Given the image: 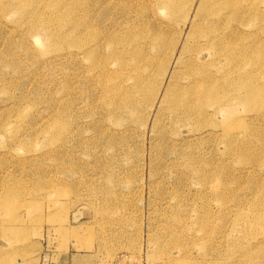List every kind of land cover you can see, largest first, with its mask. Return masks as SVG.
I'll return each mask as SVG.
<instances>
[{"label":"rangeland","instance_id":"1","mask_svg":"<svg viewBox=\"0 0 264 264\" xmlns=\"http://www.w3.org/2000/svg\"><path fill=\"white\" fill-rule=\"evenodd\" d=\"M235 3L0 0V264H264V0Z\"/></svg>","mask_w":264,"mask_h":264},{"label":"bare ground","instance_id":"2","mask_svg":"<svg viewBox=\"0 0 264 264\" xmlns=\"http://www.w3.org/2000/svg\"><path fill=\"white\" fill-rule=\"evenodd\" d=\"M223 2H224V4L227 6V7H230V8H235L236 6H238V4H236L235 3V0H223ZM176 2L175 1H170V2H168V6H171V5H173V4H175ZM167 5V4H166ZM239 9H241V8H239ZM237 17V16H236ZM31 22H36L35 21V19H31L30 20ZM231 32H232V29H228L227 30V34H231ZM229 37L230 38H232L233 37V35H229ZM98 43L96 42V43H94V45H97ZM89 48H90V46H88V47H86V48H84L83 49V52H85V53H87V54H90V51L91 50H89ZM247 92V91H246ZM256 94H254V93H246L244 96H245V98H249V97H253V96H255ZM159 97V94L158 95H156V98H158ZM166 100H168V91L166 92V94L164 95V97H163V101L165 102ZM246 129V128H245ZM245 134V133H247V130H243V129H241V130H238V131H230V133H226V135H227V137L228 138H232V136H234V137H237V138H239V137H241L242 135H240V134ZM233 150V149H232ZM194 160L195 159H191V158H189L188 160H187V164L189 165V166H192L193 165V163H194ZM257 239H258V237H257Z\"/></svg>","mask_w":264,"mask_h":264}]
</instances>
